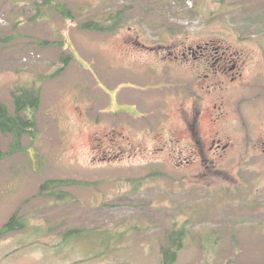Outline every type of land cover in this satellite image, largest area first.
I'll use <instances>...</instances> for the list:
<instances>
[{
    "label": "rangeland",
    "instance_id": "obj_1",
    "mask_svg": "<svg viewBox=\"0 0 264 264\" xmlns=\"http://www.w3.org/2000/svg\"><path fill=\"white\" fill-rule=\"evenodd\" d=\"M37 2L0 0V103L13 113L12 90L41 87L23 112L36 134L0 161V228L17 209L26 224L0 239V264H164L175 232L174 264H264V0H54L36 16ZM117 12L113 35L78 27ZM207 40L242 78L200 125L227 149L200 157L150 126L177 121L169 97L192 85L159 47ZM52 180L79 184L41 190Z\"/></svg>",
    "mask_w": 264,
    "mask_h": 264
},
{
    "label": "flooded vegetation",
    "instance_id": "obj_2",
    "mask_svg": "<svg viewBox=\"0 0 264 264\" xmlns=\"http://www.w3.org/2000/svg\"><path fill=\"white\" fill-rule=\"evenodd\" d=\"M210 45L211 42L209 40L204 41L202 44L197 43L194 45L181 43L178 46V52H173L167 47H159L164 50L161 55H158L160 61H168L169 64L174 65H190L188 69H183V74L184 78L187 76V80L192 85H190V90L185 86L190 94L176 91L169 97V100L177 103L175 119L178 122L171 121V115L165 112L166 120H162L160 124L156 121L153 126H150L151 133L159 135L161 132H165L166 135L170 136V144L177 147L184 141L186 136L188 138L187 146L190 148L189 153L197 154L200 157L206 155L217 156L220 150L225 151L227 149L224 146L220 147V140L216 138L218 135L216 132H209L207 136L200 134V125L201 121L205 119L212 124L217 122L213 113L214 110H217L216 99L220 98L217 92L221 93L225 87H229L228 83L239 84L242 78L240 71L242 69L237 66L233 55L227 52L219 53L217 47L213 50L210 49ZM153 69L156 70V68ZM167 76L171 77V75ZM196 89L198 91H195ZM198 98L207 99L208 107L203 111L197 104ZM179 103H185V105L178 110ZM167 105L168 103L166 102ZM158 137L161 138L160 136H153V139L157 140ZM160 145L165 146L164 143ZM162 150L163 148L157 147L153 152H161ZM174 152H176L174 153L175 155H181L182 150Z\"/></svg>",
    "mask_w": 264,
    "mask_h": 264
},
{
    "label": "trees",
    "instance_id": "obj_3",
    "mask_svg": "<svg viewBox=\"0 0 264 264\" xmlns=\"http://www.w3.org/2000/svg\"><path fill=\"white\" fill-rule=\"evenodd\" d=\"M54 3L53 0H43L42 5H48ZM40 4H35L34 9L36 15L38 14V8ZM59 6L58 4H55ZM67 13L64 12V15ZM121 13L117 12L108 16L103 22L90 21L79 26L82 30H90L97 33H113L118 30V25L121 21ZM71 60L70 56L60 59L62 64L61 68L54 73V76L60 75L65 69L68 62ZM41 87L36 84L17 86L11 92L13 113L9 111L8 107L0 103V161L5 157L22 152L24 146L22 145V139L25 136L32 138L36 132V120L35 118H29L23 114L25 109H36L39 106ZM9 135L11 141L9 143L6 152L1 149V138ZM73 184H79L77 181L71 180H52L46 181L41 185V190L54 191L57 187L70 186ZM87 185V183H86ZM24 227V224L20 221L17 215H13L0 229V236L3 234L19 230ZM177 236H173L167 247H164L161 251L164 264H174L179 250L182 248L181 234L182 232H175ZM179 241V242H178Z\"/></svg>",
    "mask_w": 264,
    "mask_h": 264
},
{
    "label": "crops",
    "instance_id": "obj_4",
    "mask_svg": "<svg viewBox=\"0 0 264 264\" xmlns=\"http://www.w3.org/2000/svg\"><path fill=\"white\" fill-rule=\"evenodd\" d=\"M15 233H16V232H10V233L6 234L4 237H8V236H14V237H15V235H16ZM4 237H3V238H4Z\"/></svg>",
    "mask_w": 264,
    "mask_h": 264
}]
</instances>
